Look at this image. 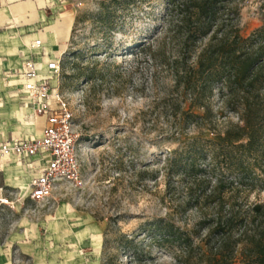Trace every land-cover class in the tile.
Listing matches in <instances>:
<instances>
[{
  "label": "rangeland",
  "instance_id": "rangeland-1",
  "mask_svg": "<svg viewBox=\"0 0 264 264\" xmlns=\"http://www.w3.org/2000/svg\"><path fill=\"white\" fill-rule=\"evenodd\" d=\"M61 2L75 15V23L57 86L75 110L83 183L79 187L62 183L48 203L26 200L22 207H2L0 246L26 218L35 225L33 243H42L46 255L51 253V242L59 251H68V242H56L58 229L50 230L64 207L92 217L98 225L99 264H179L174 253L153 243L144 228L148 222L170 218L191 230L198 221L196 212L177 207L178 194L170 191L166 176L167 158L180 146L173 138L181 128L173 110L179 101L185 110L189 103L175 91L161 64L165 0ZM260 5L261 0L240 3L243 37L262 26ZM80 97L83 106L77 104ZM212 104L219 123L226 121V115L237 122L235 115L221 110L219 96ZM193 112L203 114L199 109ZM198 134L195 127L186 130L188 137ZM204 135L213 138L210 131ZM145 170L149 175L142 174ZM153 171L159 173L157 181L149 178ZM248 201L263 204L264 190L249 193ZM66 228L70 233V223ZM238 257L237 264H243ZM25 264L35 263L27 259Z\"/></svg>",
  "mask_w": 264,
  "mask_h": 264
},
{
  "label": "trees",
  "instance_id": "trees-1",
  "mask_svg": "<svg viewBox=\"0 0 264 264\" xmlns=\"http://www.w3.org/2000/svg\"><path fill=\"white\" fill-rule=\"evenodd\" d=\"M243 1L165 0L161 64L189 103L173 110L180 146L167 158L166 176L177 207L196 212L198 221L191 230L170 218L144 228L179 264H237L238 256L243 264H264V203L248 201L249 193L264 190V0L262 26L248 37L240 28ZM216 96L237 122L228 115L218 122ZM190 127L198 136L186 135ZM151 174L157 181L159 173Z\"/></svg>",
  "mask_w": 264,
  "mask_h": 264
},
{
  "label": "crops",
  "instance_id": "crops-1",
  "mask_svg": "<svg viewBox=\"0 0 264 264\" xmlns=\"http://www.w3.org/2000/svg\"><path fill=\"white\" fill-rule=\"evenodd\" d=\"M74 23L75 15L61 0H0V141L42 137L47 118L35 116L30 100L21 94L23 81L14 73L31 59L38 63L41 78L51 77L47 63L63 55ZM37 40H41V47L32 48ZM51 84L57 86V80L52 79ZM46 164L47 156L41 154L24 161L14 157L8 161L0 159V187L10 199H20L16 204L22 207L29 200L32 181L41 175ZM73 212L60 208V220L50 225V230L60 232L55 236L56 242H68V251H59L51 242V253L46 255L43 244L32 241L35 225L24 218L18 224V232L9 234L0 246V264H25L27 259L35 264H99L95 255L101 249L98 225L92 217Z\"/></svg>",
  "mask_w": 264,
  "mask_h": 264
},
{
  "label": "built area",
  "instance_id": "built-area-1",
  "mask_svg": "<svg viewBox=\"0 0 264 264\" xmlns=\"http://www.w3.org/2000/svg\"><path fill=\"white\" fill-rule=\"evenodd\" d=\"M40 48L41 40L31 46ZM63 56V55H62ZM62 56L47 63L51 77L39 76V65L36 61L26 60L14 76L23 81L21 94L30 100L37 117L45 116L47 124L39 139H24L19 141H0V159L10 160L13 157L24 161L37 154L47 156V164L30 185L28 199L35 204L48 203L62 183L74 187L81 186V163L78 156L77 134L75 131L74 108L66 95L52 86L51 80H59ZM77 104L83 106L81 97ZM20 199L12 200L5 195L0 187V209L9 206L14 208Z\"/></svg>",
  "mask_w": 264,
  "mask_h": 264
}]
</instances>
